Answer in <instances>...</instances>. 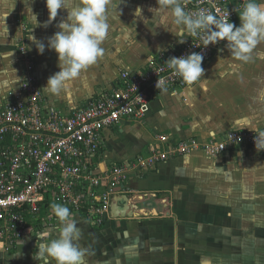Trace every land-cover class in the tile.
Masks as SVG:
<instances>
[{
	"label": "crops",
	"instance_id": "1",
	"mask_svg": "<svg viewBox=\"0 0 264 264\" xmlns=\"http://www.w3.org/2000/svg\"><path fill=\"white\" fill-rule=\"evenodd\" d=\"M6 5L0 1V9ZM67 6H73L72 0ZM158 7L157 0H111L103 57L72 83L67 94L54 96L44 88L55 74L50 67L55 51L48 41L59 28L49 26L53 21L49 23L46 0H28L22 14L45 51L41 55L31 39L27 48L46 96L60 106L84 102L98 87L100 92L112 87L121 70L136 71L149 57L178 43L171 18L164 29L151 11ZM67 15L61 9L58 23ZM3 21L0 17V90L7 92L24 79L26 66L17 50L20 35ZM203 69L202 81L190 91L159 95L143 120L107 129L101 167L128 164L147 154L158 135L172 141L197 138L207 144L230 130L264 129V42L247 63L227 50ZM125 194L134 196L131 203L149 215L111 214L101 225L72 218L81 232L77 243L85 250V264H264V154L259 149L236 148L216 157L197 151L171 159L134 175ZM55 227L48 231L53 238L60 225ZM38 243L28 239L12 252L0 244V264H42L34 258Z\"/></svg>",
	"mask_w": 264,
	"mask_h": 264
},
{
	"label": "built area",
	"instance_id": "2",
	"mask_svg": "<svg viewBox=\"0 0 264 264\" xmlns=\"http://www.w3.org/2000/svg\"><path fill=\"white\" fill-rule=\"evenodd\" d=\"M247 2L181 0L188 12L201 8L217 16L229 12L230 22L237 27L239 12ZM181 39L183 44H171L138 70H121L111 88L67 106L46 96L30 72L32 57H27L25 78L7 92L0 90V244L6 251L12 252L28 239L38 242L42 233L55 226L58 219L50 207L53 203L68 207L72 218L101 225L111 218L113 197L126 193L134 175L197 151L216 157L231 149L257 148L256 135L264 129L230 130L207 144L197 138L172 141L158 135L147 154L128 164L101 167L107 129L143 120L159 95H179L189 89L166 64L171 57L201 53L203 67L228 50L226 41L205 48L199 36L185 33ZM27 45L20 43L21 53ZM159 79L163 81L160 90L156 87ZM259 150L264 154V149Z\"/></svg>",
	"mask_w": 264,
	"mask_h": 264
},
{
	"label": "clouds",
	"instance_id": "3",
	"mask_svg": "<svg viewBox=\"0 0 264 264\" xmlns=\"http://www.w3.org/2000/svg\"><path fill=\"white\" fill-rule=\"evenodd\" d=\"M72 3L73 6L68 7V0H46L49 23L57 19L61 9L68 13L67 19L58 24L59 31L48 41V47L58 55L60 71L48 79L44 91L54 96L67 94L72 83L103 57L104 49L101 45L110 29L108 13L111 0H72ZM157 3L159 7L151 11L155 18L159 17L160 27L164 29L171 18V23L178 29L175 36L180 44L185 42L181 39L185 33L199 36L205 48L226 41L231 57L247 63L257 46L264 42V0H248L243 5L239 12L241 23L238 27L230 22L229 12L223 16H217L204 8L188 12L181 0H157ZM28 9L31 12V8ZM31 15L37 23V16L32 12ZM31 40L36 43L42 55L45 51L44 43L37 41L34 36H31ZM203 59L201 53L192 52L187 56L171 57L166 64L175 75L182 78L190 91L192 85L202 81ZM162 84L163 81L159 79L156 84L158 90ZM261 99L264 100V95ZM255 143L257 149H264V132L256 135ZM50 207L60 225L56 230L58 235L53 238L48 231L42 233L38 238L34 258L42 264H52L53 261L55 264H85V250L77 243L81 232L72 219L70 209L55 203Z\"/></svg>",
	"mask_w": 264,
	"mask_h": 264
},
{
	"label": "rangeland",
	"instance_id": "4",
	"mask_svg": "<svg viewBox=\"0 0 264 264\" xmlns=\"http://www.w3.org/2000/svg\"><path fill=\"white\" fill-rule=\"evenodd\" d=\"M0 1H2V3H8L9 4L8 6L6 5L0 9V17L2 19H4L3 22L5 24H7L6 26L13 28V30L17 33V35H20V38L17 41L18 46L20 45V43L22 41L26 42L27 44L30 43L31 42L30 39H31V36L33 35L34 30L31 27V25L28 23L29 21H28L27 17L22 14V12L24 11V7L27 6L26 0H7V2L5 0H0ZM58 21H59V18H57L55 21H53L51 24H49V26L51 27V25L56 24L55 27L58 28V24H59ZM18 46H17V50H19ZM30 54L31 53H29V48H27L26 52H24V53L22 52V55H24L22 60H24V62H25L27 57L31 56ZM31 57L33 60V67H34L35 61H34L33 56H31ZM51 61H52V64L54 61H56V63L53 65L50 64V67H54L55 73L59 72L60 71V68L58 66L59 60H58V55L56 52H54L53 56H51ZM30 72H33L34 75H37V70L35 68H33V70H31V68H30ZM26 74H27V72L25 71V76H26ZM37 77H39V76H37ZM37 77H36V79L39 80ZM40 79H41V77H40ZM43 84H44V82H43ZM40 85H41V83H40ZM101 89H102V87H98L96 89L95 93H99ZM55 224L58 225L59 222H56ZM52 229L55 230L56 227L54 226Z\"/></svg>",
	"mask_w": 264,
	"mask_h": 264
},
{
	"label": "water",
	"instance_id": "5",
	"mask_svg": "<svg viewBox=\"0 0 264 264\" xmlns=\"http://www.w3.org/2000/svg\"><path fill=\"white\" fill-rule=\"evenodd\" d=\"M133 199H135L134 196H128L126 194L114 196L111 205V213L114 218H133L137 216L136 214L141 216L149 215V213L141 209L140 205L131 203ZM153 215L157 216V212L153 211Z\"/></svg>",
	"mask_w": 264,
	"mask_h": 264
}]
</instances>
